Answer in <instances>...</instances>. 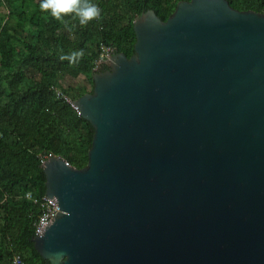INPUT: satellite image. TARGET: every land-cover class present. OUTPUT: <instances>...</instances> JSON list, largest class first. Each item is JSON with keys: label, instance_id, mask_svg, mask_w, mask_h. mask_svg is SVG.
<instances>
[{"label": "water", "instance_id": "95a60500", "mask_svg": "<svg viewBox=\"0 0 264 264\" xmlns=\"http://www.w3.org/2000/svg\"><path fill=\"white\" fill-rule=\"evenodd\" d=\"M130 57L70 99L88 162L43 160L47 264H264V12L180 0L134 19Z\"/></svg>", "mask_w": 264, "mask_h": 264}, {"label": "trees", "instance_id": "16d2710c", "mask_svg": "<svg viewBox=\"0 0 264 264\" xmlns=\"http://www.w3.org/2000/svg\"><path fill=\"white\" fill-rule=\"evenodd\" d=\"M180 0H90L100 16L80 25L74 14L56 20L40 10V0H0L32 25L21 38L0 17V263L20 253L24 264H47L34 244L39 205L26 196L46 195L42 163L61 155L71 164L88 162L94 126L70 99L87 90L65 86L63 79L85 74L92 82L102 44L131 56L137 40L134 19L153 8L163 19ZM238 9L264 12V0H229ZM73 57V53H80ZM67 56L69 59H61ZM101 69L109 65L101 63ZM100 69V70H101ZM93 88L89 91H93Z\"/></svg>", "mask_w": 264, "mask_h": 264}, {"label": "clouds", "instance_id": "9594fccd", "mask_svg": "<svg viewBox=\"0 0 264 264\" xmlns=\"http://www.w3.org/2000/svg\"><path fill=\"white\" fill-rule=\"evenodd\" d=\"M40 10L48 12L56 20H62L64 16L74 14V18L79 19L80 25H87L91 20L100 16L98 6L90 3V0H40ZM80 53H73V57L82 55ZM63 59H69L67 56H61Z\"/></svg>", "mask_w": 264, "mask_h": 264}, {"label": "built area", "instance_id": "2783aa9c", "mask_svg": "<svg viewBox=\"0 0 264 264\" xmlns=\"http://www.w3.org/2000/svg\"><path fill=\"white\" fill-rule=\"evenodd\" d=\"M114 53V48L110 45L102 44L100 47L99 57L96 60V68L106 61V59ZM26 196L33 199L40 208L39 215L34 220L35 229L43 233L47 226L52 222L54 217L58 214L60 209V204L56 197H50L44 195L42 197H37L32 191H28ZM0 264H24L23 257L20 253H15L12 259L8 263Z\"/></svg>", "mask_w": 264, "mask_h": 264}, {"label": "rangeland", "instance_id": "374dc122", "mask_svg": "<svg viewBox=\"0 0 264 264\" xmlns=\"http://www.w3.org/2000/svg\"><path fill=\"white\" fill-rule=\"evenodd\" d=\"M1 16H5L4 22L7 21L10 27L9 32L4 33L7 36L11 35L15 38H21L26 32L32 29V25L18 12L9 13L8 9L0 7V17ZM62 82L65 86H72L78 91H89L93 88V82L83 73L77 77L68 76L64 78Z\"/></svg>", "mask_w": 264, "mask_h": 264}, {"label": "flooded vegetation", "instance_id": "af4514ba", "mask_svg": "<svg viewBox=\"0 0 264 264\" xmlns=\"http://www.w3.org/2000/svg\"><path fill=\"white\" fill-rule=\"evenodd\" d=\"M100 67H101V65L98 66V69H101ZM101 70H102V69H101Z\"/></svg>", "mask_w": 264, "mask_h": 264}]
</instances>
